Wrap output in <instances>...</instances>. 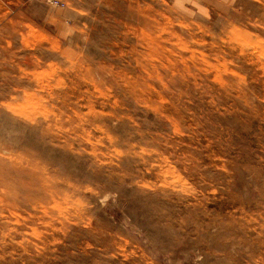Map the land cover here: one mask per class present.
Here are the masks:
<instances>
[{
	"label": "rangeland",
	"instance_id": "obj_1",
	"mask_svg": "<svg viewBox=\"0 0 264 264\" xmlns=\"http://www.w3.org/2000/svg\"><path fill=\"white\" fill-rule=\"evenodd\" d=\"M0 0V264H264V0Z\"/></svg>",
	"mask_w": 264,
	"mask_h": 264
},
{
	"label": "built area",
	"instance_id": "obj_2",
	"mask_svg": "<svg viewBox=\"0 0 264 264\" xmlns=\"http://www.w3.org/2000/svg\"><path fill=\"white\" fill-rule=\"evenodd\" d=\"M51 3L55 6H60L59 4H62L58 0H51Z\"/></svg>",
	"mask_w": 264,
	"mask_h": 264
},
{
	"label": "bare ground",
	"instance_id": "obj_3",
	"mask_svg": "<svg viewBox=\"0 0 264 264\" xmlns=\"http://www.w3.org/2000/svg\"><path fill=\"white\" fill-rule=\"evenodd\" d=\"M59 2H62V1H59ZM63 3V2H62ZM60 5V4H59Z\"/></svg>",
	"mask_w": 264,
	"mask_h": 264
}]
</instances>
